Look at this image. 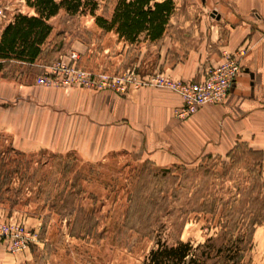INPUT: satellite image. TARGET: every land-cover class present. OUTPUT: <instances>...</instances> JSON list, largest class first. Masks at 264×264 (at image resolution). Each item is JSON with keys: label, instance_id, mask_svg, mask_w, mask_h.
Wrapping results in <instances>:
<instances>
[{"label": "rangeland", "instance_id": "374dc122", "mask_svg": "<svg viewBox=\"0 0 264 264\" xmlns=\"http://www.w3.org/2000/svg\"><path fill=\"white\" fill-rule=\"evenodd\" d=\"M93 1L99 4L96 15L111 17L117 0ZM174 2L176 11L167 28V38L162 42L166 46L165 52L167 49L171 52L170 59L173 55L186 57L190 51L200 49L218 24L212 14L216 11L221 17L222 4V0ZM17 13L33 12L27 7L26 0H0V23L10 21ZM50 23L53 32L44 47L45 52L37 61L38 66L30 70L28 66L8 64L0 74V84L8 82L13 91L17 84L32 83L40 89L65 93L76 89L89 93L111 92L125 97L131 90L143 87L171 91L144 86L141 83L146 79L164 76L178 80L171 76L168 68L157 63L162 46L160 41L150 43L142 39L136 44L127 43L114 31L106 32L98 27L90 14L71 15L62 10ZM74 52L79 57L74 62L78 68L93 78L108 75L117 81V86L112 89L78 84L61 87L39 84V77L49 71L47 67L58 62L71 63ZM24 75L27 76L25 79ZM18 91H15L16 97L0 94V104H28L19 99L26 97L29 89H21L20 94ZM1 119L9 123L0 125L1 181L7 177L10 180L0 191V229L9 235V239L0 243L5 242L12 253L29 251L30 261L25 264H143L155 246L149 233L154 229L158 234L163 231L164 237L175 233L171 225L165 230L160 229V223L170 222V214L185 215L178 206L184 200L193 199V190L203 177L215 183L218 200L229 202V210L224 213L249 215L247 210L237 208L243 199L240 192L252 191L255 186L252 174L243 166H234L227 157L238 144H246L244 142H237L227 154L208 152L194 161L184 154L182 157L188 162H182L176 158L183 150L163 148L158 154L144 155L137 141H121L124 133L118 134L119 141H108L110 133L97 129L93 131L94 136L87 133L91 136L90 149L66 148L60 152L35 146L30 139L19 141L18 131L12 127V112H0ZM85 123L74 120L79 136L85 132ZM99 135H103L101 147L95 137ZM88 137L84 145H87ZM109 143L117 145L111 147ZM92 147L97 150L96 154ZM208 155L212 158L207 159ZM200 165L206 168L207 174L194 172ZM182 183L192 187L188 194L180 193ZM254 191L256 196L259 191ZM260 197L264 200V187ZM147 219L154 222L153 229L146 227ZM210 219L208 215L191 214L181 239L193 244L203 243L216 233V229H210ZM244 264H264V222L256 228L253 248Z\"/></svg>", "mask_w": 264, "mask_h": 264}, {"label": "crops", "instance_id": "0c3cea01", "mask_svg": "<svg viewBox=\"0 0 264 264\" xmlns=\"http://www.w3.org/2000/svg\"><path fill=\"white\" fill-rule=\"evenodd\" d=\"M31 11L30 15H34ZM220 14L210 38L186 57L173 55L170 59L171 52L168 49L165 52L162 42L168 30L160 40L162 46L157 63L168 68L171 76L178 80L204 79L208 70L224 61L225 54L240 58L241 71L227 98L219 105L203 108L188 121H181L175 115L184 104L179 95L149 87L131 90L120 97L111 92L89 93L73 89L65 93L20 83L15 91L19 90L20 94L21 89L28 88V95L19 99L28 104H0V112H12V127L18 131L19 141L30 139L35 146L60 152L66 148L90 149L91 136L87 133L94 136L93 131L99 129L110 133L108 141H119L118 134L124 133L121 141H137L144 155L158 154L163 148L183 150L181 153L176 150L179 154L176 161L182 162H188L182 157L184 154L187 159L194 158L193 161L208 152L227 154L237 142L264 153V0H222ZM10 21L0 23V37ZM26 77L24 75V79ZM10 87L8 82L1 83L0 94L16 97ZM19 96L17 93V98ZM74 120L86 122L84 128L81 127L85 130L83 135H78ZM0 125L9 123L1 119ZM87 137V145H84ZM95 137L101 147L103 135ZM4 243H0V264L30 261L29 251L12 253Z\"/></svg>", "mask_w": 264, "mask_h": 264}, {"label": "trees", "instance_id": "16d2710c", "mask_svg": "<svg viewBox=\"0 0 264 264\" xmlns=\"http://www.w3.org/2000/svg\"><path fill=\"white\" fill-rule=\"evenodd\" d=\"M26 5L35 14L17 13L3 28L0 37V74L12 63L28 68L38 66L37 61L45 52L44 47L53 32L51 19L62 10L71 15L90 14L98 27L106 32L114 31L130 44L139 43L142 39L150 43L162 40L176 11L174 0H117L109 18L96 15L99 4L93 0H26ZM227 157L234 166H243L252 174L255 186L252 191L240 192L243 199L237 208L247 210L249 215L224 213L229 210V202L215 197V183L210 178L197 177L200 183L193 190V199L184 200L178 206V210L185 215L170 214V222L160 223V229L165 230L171 225L175 233L168 237H164L163 231L156 233V229L149 233L155 246L143 264H244L253 248L256 228L264 222V200L260 197L264 187V153L240 143ZM206 158L211 159L212 155ZM205 169L200 165L194 172L207 174ZM2 176L0 172V191L10 180L7 177L1 181ZM180 187L181 194H188L192 189L184 183ZM254 189L259 191L256 196ZM191 214L211 216L210 229H216V233L199 244L183 241L181 235ZM146 227L153 229L154 222L147 219Z\"/></svg>", "mask_w": 264, "mask_h": 264}, {"label": "built area", "instance_id": "2783aa9c", "mask_svg": "<svg viewBox=\"0 0 264 264\" xmlns=\"http://www.w3.org/2000/svg\"><path fill=\"white\" fill-rule=\"evenodd\" d=\"M78 58V54L74 52L71 63L58 62L49 66L47 68L49 71L39 77V84L45 87L78 84L112 89L117 86V81L108 75L93 78L91 74L82 71L74 63ZM240 71V58L236 55L225 54L224 61L217 67L208 70L202 80L182 81L159 76L146 79L141 84L160 89H169L178 94L184 104L175 111V115L177 119L183 121L198 113L204 106L222 103L227 98ZM8 239L9 235L0 229V241H7ZM18 243L20 244V242Z\"/></svg>", "mask_w": 264, "mask_h": 264}, {"label": "water", "instance_id": "95a60500", "mask_svg": "<svg viewBox=\"0 0 264 264\" xmlns=\"http://www.w3.org/2000/svg\"><path fill=\"white\" fill-rule=\"evenodd\" d=\"M212 16L215 17L217 20H220V15H218L216 11L213 12Z\"/></svg>", "mask_w": 264, "mask_h": 264}]
</instances>
